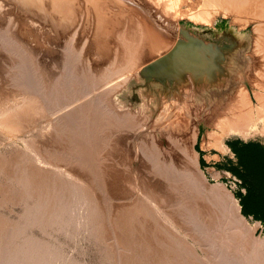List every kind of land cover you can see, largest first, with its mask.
Masks as SVG:
<instances>
[{"label":"rangeland","instance_id":"1","mask_svg":"<svg viewBox=\"0 0 264 264\" xmlns=\"http://www.w3.org/2000/svg\"><path fill=\"white\" fill-rule=\"evenodd\" d=\"M59 1L60 0H57L54 1L56 3L52 2L53 4L52 3L47 4L48 6L51 5L50 7H52V5L56 6L57 9L56 11L57 12L59 11L58 13L55 11L54 7L52 8L47 7V8L51 10L52 15L56 17V19L60 22L63 21L64 23L66 21L68 22V19L71 20V18L73 17L77 21V24L79 21L78 24L79 27L78 26L77 27L80 29L81 32L80 34H82L85 39L86 37H88L87 38L88 41L90 40L89 42H92L91 44L93 46L90 44L91 51L94 50L95 43H98L96 44L98 46L100 45L102 46V44L103 46L105 44L107 45V42L108 44L109 43L118 44L119 43V40H117L119 38L118 34L120 32H123L124 29L121 27L123 22H121V24L115 22L118 21L120 22L123 16L125 17L127 14L131 15V17L134 16V18H132L134 20H136V18L140 16V14H138L139 12L137 11V9H132L133 7H131V4L126 3L124 0L123 1L125 3H123L122 0H121L122 3L120 2L121 4L120 6H122V8L116 6V8L118 9H114V10L113 7L115 6L109 3L110 1L108 2L107 0H99L98 2H100L101 4L100 7L103 8L102 11L104 10L103 11L104 13L101 12L102 18H98L95 15L90 16V14L84 10L83 7H85L84 5L85 0L84 1L61 0L63 1L62 3L60 2L61 6L59 5ZM214 1L213 0H177V2H175L176 4H173L172 8L169 10L168 8H166L168 6L167 4H170V2L174 3V1L172 0L156 1V3L159 5L156 7L157 15L156 14L155 15L157 17V20L159 19L158 23H160L159 24L160 28L162 29L165 26V28H163L162 30L163 32L166 30L164 32V35H166L165 38L169 40L167 41L165 39L166 40L165 44H167V47H165L166 45L164 44V39L160 40L159 38H155L156 40L154 39V41H150L152 39L149 40V38L151 37L148 34H146V31H144V34L146 36L143 35V32L142 35L146 40V41L144 40L146 46L150 47V44H152L149 43L148 45V42H153V45L156 44V49H155L156 51L153 52V54L159 50L163 52L164 56L161 52L158 51V53L154 55V57L157 56L156 60H154V58L152 59L150 58L148 60L149 62L146 61L147 63L145 62L144 68L146 72L148 71V73L144 72L143 75L139 72L138 74L139 77L137 75L136 76L133 75L129 79L126 85L127 86L126 90L123 91L117 98L113 99L112 101L109 100V97H106L107 98V99L105 98L106 100L103 98L104 101L103 100L101 101L102 104L99 105V107L100 110L103 112V115H105L107 118L105 117L104 118L105 120H101L98 123L99 130L98 132H96L99 133V135H101L102 132V135L96 138L95 136L89 137V142L87 143L83 142L82 143L83 145L81 144L80 141H76L77 142L76 145H74L75 141H71L72 139H75L74 136L72 135V132H78L79 131L78 129L81 130L83 129L82 125H80V122H76L75 129H71V127L66 128L65 131H63L62 137L60 138L57 134V132L60 131L59 129L60 127L56 125L55 126L47 125L46 122L37 123L32 127L29 126L30 129L28 130V127L26 128V126L33 125L34 119L31 118V116H27V117L25 116V119L27 118L25 120L23 111H21L22 113L20 112V110L18 111V113L20 112L19 114L21 116H19L17 112H14L11 113L13 114V116L9 113V116L6 117L8 114L6 115L4 112H7L8 110L11 109V107L18 104L17 100L22 99L25 102L26 96L29 95L30 90L32 91L31 93L34 94H38L39 92V95H42L47 100L54 99L57 96L59 97L58 94H60L59 93L60 90L59 89L57 90L56 84L58 83L61 84L63 81H69V79L62 77H58V78L48 77L44 75L41 71V69L45 67L49 68V66L54 63L57 57L56 47L63 43L60 41V38L58 39V36L53 37L51 32L49 33V31H47L46 29L40 30L39 26L36 23L30 24L26 21L24 22L22 19H20L21 16L19 15L15 14L17 17L14 19L16 20L12 19L14 13L8 10L4 4L3 5L0 4V67L3 66L5 69L8 67V65L9 67H12L10 65L16 64L15 63L16 60L13 58H16L17 55L15 54L19 53L20 50L25 52V53L23 52L22 54L25 55L28 54V56H30L31 58L34 56L32 58L33 60L36 58L35 54H37L36 62L32 60V64L34 65V66L32 65V68H34V73H31L29 75L22 74L21 76L15 75L14 77L11 76L10 74L7 75L6 72H4V74L6 75L0 73V116L2 115V117H0L2 120L1 119L0 120L3 121V117H5L7 120V123H5L4 121L3 123L2 122L0 123V215L6 217L7 225H9V227L10 225H14V224L19 225L20 227L22 226L19 230L20 232H15V233L13 232L14 235V236L12 235L13 241L15 242L16 239L19 241V242L16 241L15 243H20L21 241L23 242V239L28 237H29L28 239L31 240L34 238L33 240H35V242L37 241L40 242L41 240L40 243L42 244L44 243L49 250L53 252L57 251L56 255L58 258L55 262L51 264H122L124 259L130 260L131 258L132 261L136 259L133 264L135 263L138 264L140 261H142L141 263L145 262L144 264H150V263L178 264L177 261L175 262L174 257L180 259L186 258L188 262L187 264H196V263L203 264L202 263L203 261L205 264H227V263L237 264L238 262H240V260L242 262L246 259L245 253L247 247H243V246L237 247L231 245L230 241L228 242L226 237L225 240L223 239L224 237L220 236L221 235L220 233H217L216 231H214V229L213 230L210 229V227L208 228V226L210 225H207V227L206 225H204L205 228L208 229V231H206L204 236H199V237L197 234L191 231L192 228H189V224L186 223L182 224L184 227V228L182 227V229L185 231L186 229H188L186 231L187 235L181 232L180 230L178 231L177 225L179 226V224L174 225L173 223L169 222V220L167 219L168 216L170 215L169 212L163 210L162 211L163 214H162L160 213L161 211L160 212L158 211L160 209L156 208L158 207V205L156 204L157 203L156 200H154L155 196L148 197L147 195H145L146 193L143 188L144 182L142 180V176L144 174L146 175V172L150 177L156 176L157 178V175L154 176L153 171H158V170H154L152 168L151 163L156 164L157 162V165H159V171L164 170V168L166 169V166L169 165L168 162H169V157L172 155V153H170L172 150H170L168 146H165L161 142L159 143L160 139H158V135L159 132L163 134L164 133L171 134L172 132L173 134V132L176 131L178 135L177 140H179L178 143L181 146V150H179L178 152L180 154L181 159L185 161V163H187L190 160V158L192 159V154H194L193 150H195L198 153L199 167L205 172V175L207 177V183L220 182V185L217 186L218 188L220 187L221 189L224 190L228 189L226 191L231 192L237 198L235 194L236 186L232 182V178L229 177L228 174L226 173L212 171V169L209 167L212 164L210 162L202 161L200 154L202 151H208V150L212 152H216L218 149L224 151V149H222L221 146L219 145L218 140L220 141L219 138L225 133L227 134L229 129L233 128V126H230L228 124L229 121L231 122L233 119L237 118L236 117L237 110L239 111L241 110L242 113L249 108L248 106H250V108H254L257 107L259 103H264V0H217V2ZM103 3L106 4L105 5L106 7L102 5ZM142 3H144V0H142ZM66 4H68L69 7ZM125 4L128 8L125 6ZM144 4H147V2H145ZM38 5L39 4H36L33 7L34 10H37L36 6ZM108 5H110V7ZM71 6L72 8H70ZM162 6L165 8H163ZM80 9L84 13L83 12L81 13ZM164 9L168 11L166 10L164 11ZM61 10L62 12L60 14ZM135 10H136L135 13L132 12ZM158 10L163 11L159 13L160 16L158 15L159 12ZM70 11L73 13L71 14ZM164 12H166L165 13L166 15H162V13L164 14ZM65 13L68 16L65 17ZM122 13L125 15H123ZM198 14H200L206 20L199 19L197 17ZM110 17L112 18V20ZM222 19L226 20V26L225 27L216 26V24L220 22ZM9 20H12L13 25L15 26H12V29L8 28L6 30L5 27L7 26ZM137 26L138 25H136V27ZM136 27L134 26L132 27V29L134 30V28ZM116 28L117 29L120 28L121 31L119 29L114 30ZM139 29L140 26L138 27V30ZM106 31L110 33H107ZM166 32L168 33V35ZM89 36L91 39L89 38ZM114 37L115 39L117 38L116 41ZM146 37L148 38V40L146 39ZM69 38L70 37H68V39ZM174 38L175 40L173 41ZM66 39L64 40V44L67 43L69 44L70 47H72V49L74 48L73 50L71 49L72 51L76 49V51H74L76 53L77 50L78 51L80 50L79 49L80 45H78L77 43L70 44L71 42L70 39L69 40L67 39L68 41ZM111 39L114 40L113 43L111 42L112 41ZM170 39H172L173 42ZM8 41L12 42L10 43L11 45L9 44ZM59 41L61 42V44ZM99 41L102 42L100 43ZM15 42H17L16 45H14ZM168 44H170L169 48H168ZM5 45L6 46L9 45L10 49L8 46L7 48ZM187 45L190 49H188ZM175 46L176 48H174ZM61 47L63 46L61 45ZM183 47H185L184 48L185 51L186 50L188 51L187 52L188 54L190 53L189 55L185 56L186 59L188 60H185L184 63L186 62L187 64L185 65L187 66L190 65L192 66H190V68L186 66L185 71L187 73L185 72V75L183 77L185 78V82L184 80L183 81L181 80L179 82L177 75H176L177 77L175 76V74L171 76L168 66L174 63H176V65H179V63L181 64L183 63V59H181L180 62L178 57L176 58L170 57L172 53L171 52L172 49L173 51L174 49H176V53H177V50L179 51L182 49L183 51ZM191 48L193 49V51H191L192 50ZM30 50L31 52H28ZM92 55L93 54L91 52V57H94ZM159 55L160 57L161 56L164 57V59L162 57L159 58ZM10 56H12L13 58ZM18 57L16 58L18 59L16 62L17 63L20 62L18 65L22 66L21 67L22 69L25 68L23 66L24 63H22L21 60L19 61ZM10 58L11 60H9ZM158 58L161 61V62L159 61V63L157 61ZM170 59L173 60L168 61ZM150 60H154V61H150ZM150 62H152L151 67H150ZM148 64L149 66H146ZM75 68L77 72L82 71L81 65L79 63H77ZM138 68L136 69V73L137 71L140 70L141 66ZM152 69H154L155 71H153ZM17 77L19 78L18 80H16ZM89 77L90 76L83 78L82 81L78 84L80 91L89 88L90 86L89 82H91V80L89 81L90 79ZM133 77L135 78L137 77L136 79L138 80H136ZM40 78L42 81L40 80ZM23 79H25V81ZM23 81L24 83L21 84V82ZM35 82L38 84H36ZM3 84L6 86H4ZM42 85L46 87L42 88L43 87ZM73 85L77 86L76 82H74ZM53 87L56 88L54 89ZM180 89H182V91ZM72 90L73 91H69L66 93L61 91V93H63L61 95H64V97H68L70 96L69 94H71L72 92H74V90L77 89H74L73 87ZM13 91L15 94H13ZM44 91L45 93H43ZM25 93L28 95L25 96ZM256 96H258V100L255 98ZM242 98L245 101H247L246 100L247 98L250 102L249 101H248L249 103L243 102ZM15 101L17 103H13ZM20 102L21 101H19V103ZM6 105H8L9 108ZM5 106L8 109L5 108ZM129 109L130 111H128ZM242 109H244L245 111H243ZM2 110H6V111L2 112ZM250 112L252 113L253 111ZM15 113L17 114V116ZM127 113H129L130 115H128ZM137 114H139L140 116ZM253 114L254 117L252 116ZM253 114L251 115V117H253L252 121L254 120V118L255 119L257 118L255 113ZM10 116L14 118L11 117L9 121L8 118ZM16 120H18L20 123L17 124L18 121ZM77 120H78L77 117H73V119L69 120V122H75ZM14 121L16 122V124ZM13 122L15 125L21 127L13 126L14 125ZM114 122L116 123V125H114L115 124ZM8 123H10L9 126ZM121 123H124L125 125L123 124L121 125ZM111 124H113L112 126H114L113 130L116 129L114 133L113 132L110 133V129H112ZM3 125L5 127H2ZM161 125L162 126L167 125V127L169 128L167 129L162 128L163 130H160L159 128L161 127ZM116 126L118 127L115 128ZM92 127H95V124ZM11 128L12 130L15 131L13 132ZM170 128H173L174 130ZM18 129L21 131H18ZM9 130L11 133L9 132ZM222 130L224 131L223 133H221ZM212 131L216 133L214 134ZM18 132L20 133L18 134ZM154 135L157 138L150 137ZM136 136H138L139 139L138 137L136 139ZM194 136L195 137L197 136V140L194 143V146L192 147L191 144L194 141L195 138ZM53 137L56 140L53 139ZM126 139H130V141L129 140L126 141ZM216 142H218V147ZM144 143L145 144L148 143V144L145 145ZM72 145L74 146V148H76L75 149L76 150L75 152H77L76 154L75 152L73 151L71 152L70 150V147ZM152 147H154L153 150ZM33 149L37 154L33 152ZM160 149H162V151ZM158 150L161 151L162 154H164L165 161L158 158V156L156 155ZM150 151L151 152L156 151V153L153 154L154 156L151 159V163L149 162L150 164L148 163L146 164L147 162L146 159H148L147 156L149 157ZM169 153L171 155H169ZM184 155L187 158H185ZM34 159L36 160V162H34L35 161ZM40 159H42L43 161ZM143 160L146 162H144ZM166 160H168V162ZM54 164L56 166H54ZM67 164H69L70 166L68 165L69 166L68 167ZM82 164L89 166V168L87 166L81 168L79 165ZM160 164L162 165L160 166ZM64 165H66L65 168H67V170H69V168L70 169L72 168V170H74L70 172L74 173L75 175L77 174L78 176L77 180L73 176H71V178L69 177L70 178L69 180H66L65 178L66 175H64L65 171H63L64 169H62L64 168ZM147 165L150 167L147 168ZM187 166L190 170L194 171V167L191 166L190 162L187 163ZM168 167L171 166L169 165ZM24 168L27 170H25ZM21 170L22 171L24 170L23 171L24 173L25 172L28 173L29 179L31 178V180H36V178H38L36 177V175L40 173L46 174L47 172V174H50V179L48 181L49 182L48 184L50 186L49 188L51 189V191L52 190L54 191V185L60 184L58 188L61 187L63 188L65 186L62 193L64 195L63 202H61L62 204L64 203L63 205L65 208L62 211L63 213L65 211L64 213L66 215V216L64 215L65 217L62 214L61 216L62 219L60 217L57 223H51V224L48 223L49 225L46 226L40 225L37 222H35L36 219V216H34L36 212L35 207L39 205V202H41L39 195L36 193L30 196L26 195L25 198L23 197V199L21 197V194L16 195L15 193V200L10 202L8 200L5 201L6 198V195L4 196L5 190L8 189L9 187H12L11 183L12 180H14L13 178H18V175L20 176V173H22ZM9 179L12 180L10 181ZM51 183L54 184L52 188H51L52 186ZM72 186L74 188L73 190H72ZM57 190L58 189H56L55 193L58 194ZM65 190L66 192H64ZM72 193L74 196L72 195ZM86 194L89 196H87ZM31 196L33 198L29 200ZM91 200L94 203V205L92 204L91 206L92 209L96 208L93 211V213L89 211L91 207L89 209L87 208L90 203L89 201ZM21 201L22 203H20ZM158 204H160V202ZM161 206H159V208ZM55 208L54 210H56ZM142 208H146L150 213H146L145 211L144 213L140 211L139 209L142 210ZM29 211L31 214H29ZM171 212L174 213V209H171L170 213ZM25 216L26 217L29 216V218L28 217L26 218ZM130 216H131V220L133 218L132 223H130L131 227L126 228L121 223L122 220L124 221V219H128ZM245 217L250 222H256V220L252 219L251 217L248 216ZM164 218H166L168 222ZM90 219L93 221H91ZM142 219H143V224H142ZM32 221L37 225L33 224ZM165 224H167V226ZM95 227L98 228L96 229ZM235 227L236 229H238L237 231H240V229L243 228L239 225V223H237V226ZM246 228L248 229V227ZM249 230H251L250 232L248 231L249 239H252L251 237L254 238L255 235L259 236V237L257 236L258 237L257 240L253 239L254 243L252 242V245L254 244L253 246L256 247L254 248V250L258 254L259 259L260 260L262 259L264 261V230H262V225L260 224L255 231H253L254 229H249ZM123 237L124 239L126 238V240H128L131 244L134 242L135 243V244L133 243L134 247L135 246L136 247L134 248L133 245H131L132 247H130V249L126 248V246L123 245L124 244L123 241L124 239H122ZM37 238H39L40 240L39 239L37 240ZM175 239H177V241L179 240L178 242H180V245L182 244L181 246H178V248H176L173 245V240ZM109 245L112 247L110 248ZM50 247L51 248L53 247L54 250H52ZM145 248L147 249V251H145L146 250ZM143 250L144 252H142ZM168 250L171 251L167 252ZM186 250L189 251L191 254L187 256L185 253ZM128 251L129 253L126 254V252ZM58 254H60V256ZM16 255L18 256V253H15V256L13 255V258L15 259L13 260L15 261L16 264H21L19 262L17 263L18 257ZM165 255L168 258H166ZM146 258L147 260H145ZM31 262L32 263L30 264H39V261L37 263L36 261H31Z\"/></svg>","mask_w":264,"mask_h":264},{"label":"bare ground","instance_id":"2","mask_svg":"<svg viewBox=\"0 0 264 264\" xmlns=\"http://www.w3.org/2000/svg\"><path fill=\"white\" fill-rule=\"evenodd\" d=\"M54 1H57V0H0V4H4L8 10H10L13 14V17L12 19L16 18L17 16L16 15H19L21 16L20 19H22L24 22H28L30 24H37L39 26V29L40 30H44L46 29L47 31H49V33L51 32L52 36H58V39L60 38V41L63 42L60 44L63 46L61 47V45H58L56 47V51H57V57L54 61L53 64H51L48 67H45L43 69H41L42 73L48 77H53V78H58V77H62V78H68L69 81H63L61 84H56V87H57V90L59 89L60 90V94L59 97H55L54 99H46L45 97H43L42 95H39V92L38 94H34V93H31L32 91L30 90V93L29 95L25 93V96H26V99H25V102L21 99V100H17L18 101V104L14 105L13 107L11 102V109L8 110L7 112H4L6 111L8 108L5 106V108H7L6 110H2V112H4L8 117L9 116V113H14V112H17L20 110L23 111V115H24V119H25V116H31V118L34 119V123L33 125H27L26 128L28 127V130L30 129V127L36 125L37 123H41V122H46L47 125H56V126H59L60 128V131L57 132L58 136L61 138L62 135H63V131H65L66 128L68 127H71V129H75V126H76V122H80V125H82V130L81 129H78L79 131L78 132H72V135L74 136L75 139H72L71 141H75V144H77L76 141H80L81 144L83 142L87 143L89 142V137H93L95 136L98 137V136H101L102 135V132H101V135H99V133H96L98 132L99 128H98V123L101 121V120H105L104 118L106 117L105 115H103V112L100 110V107L99 105H101V101L106 98V97H109V100H113L115 98H117L123 91L126 90L127 88V83L129 81V79L133 76V75H137L139 74V72L141 74H143L144 72H146L145 68H144V65H145V62L148 61L150 58H154V60L157 59V56L154 57V55H156V53H158V51L156 53L153 54V52H155L156 50V44L153 45V42H148V45L149 43H152L150 44V47L146 46L145 42H144V37L143 35L144 34V31H146V34H148L152 39L150 41H154L155 38H159L160 40L164 39V44H165V41L167 40L165 38L166 35H164V31L163 32V28H165V26L161 29L160 28V23H158V20H157V10H156V7L159 5L156 3L157 0H144V3L147 2V4H144L142 3V0H124L126 3L128 4H131V7H133L132 9H137V11L139 12L138 14H140V16L138 18H136V20L132 19L134 18L131 17V15H126L125 17L123 15V18L122 20L119 22H115V23H119L121 24V22H123V24L121 25V27L125 30H123V32H120L118 35V39L119 40V43L118 44H115L113 43L114 40L113 37H112V43L115 44H108L107 42V45L105 44L103 46L100 45H96L98 43H95V48L93 51H91V48H90V44L92 42H89L88 41V37H86V39L83 37L82 34H80V29L78 28L79 27V21H78V24H77V21L75 20V18H71V20L68 19V22L66 21L64 23L63 22H60L56 19V17H54L52 15V12L51 10H49V8H52L54 7L55 11L57 10L56 9V6H53L50 7L51 5H47L48 3H56ZM67 1V0H66ZM65 1V3H66ZM75 1V0H74ZM78 1V0H77ZM84 1V0H83ZM99 0H85V7L84 10L86 12H88L90 14V16H93L95 15L96 17L98 18H102V15H101V12L102 11V7H100V2H98ZM109 3H111L112 5H114L115 7H113V10L114 9H118L116 8V6H119V8L122 6H120V2L121 0H107ZM106 1V2H107ZM123 0L122 2L125 3ZM171 1V0H170ZM174 1L173 2H170V4H167L168 6L166 8L171 9L172 8V5L173 4H176L175 2H177V0H172ZM214 1V0H213ZM217 2V0H215ZM214 1V2H215ZM60 2L62 3L63 1H59V5H60ZM70 2V1H68ZM103 2V1H102ZM119 2V4H118ZM121 2V3H122ZM52 3V4H53ZM82 3V1H81ZM169 3V2H168ZM36 4H39L38 6H36L37 10H34V6ZM41 4V5H40ZM76 4V3H74ZM217 4V3H216ZM1 5V6H2ZM47 5V6H46ZM64 5V4H63ZM68 5V4H66ZM102 5H106L105 3H103ZM111 5V6H112ZM123 5V4H122ZM4 6V7H5ZM61 6V5H60ZM74 6V5H73ZM79 6V5H78ZM110 7V5H108ZM126 6V4H125ZM124 6V7H125ZM49 7V8H47ZM69 7V5H68ZM106 7V6H105ZM107 7V8H109ZM127 7V6H126ZM130 7V5H129ZM163 7V6H162ZM59 8V7H58ZM65 8V6H64ZM72 8V6L70 7ZM128 8V7H127ZM126 8V9H127ZM165 8V7H163ZM82 9V7H81ZM80 9V10H81ZM131 9V8H130ZM161 9V8H160ZM63 10V9H62ZM62 10L60 11V14L62 12ZM110 10V9H109ZM124 10V8H123ZM128 10V9H127ZM166 9H164L165 11ZM166 10V11H168ZM54 11V12H55ZM65 11V10H64ZM72 11V10H71ZM70 13L72 14L73 12ZM116 11H119V10H116ZM131 11V10H130ZM158 15L160 12H163L162 10H158ZM57 12V11H56ZM59 12V11H58ZM57 12V13H58ZM78 12V11H77ZM83 11L81 10V13ZM123 12V11H122ZM127 12V11H126ZM125 12V13H126ZM129 12V11H128ZM132 12H136L135 11H132ZM176 12V10H175ZM84 13V12H83ZM104 13V12H103ZM102 13V14H103ZM110 13V12H109ZM114 13V12H113ZM166 12H164V14L162 13V15H166L165 14ZM168 13V12H167ZM16 14V15H15ZM76 14V13H75ZM79 14V13H78ZM112 14V13H111ZM121 14V13H120ZM130 14V13H129ZM137 14V13H136ZM156 14V15H155ZM175 14V13H174ZM161 15V16H162ZM171 15V14H170ZM173 15V13H172ZM176 15V14H175ZM62 16V15H61ZM68 16L66 15L65 13V17ZM79 16V15H78ZM77 16V17H78ZM160 16V15H159ZM194 16V15H193ZM201 15L198 14L197 17L199 19H203V20H206L204 19L202 16L200 17ZM80 17V16H79ZM121 17V16H120ZM173 17V16H171ZM170 17V18H171ZM196 17V18H197ZM92 18V17H91ZM94 18V17H93ZM109 18V17H108ZM111 18V17H110ZM159 18V17H158ZM18 19V18H17ZM79 19V18H78ZM77 19V20H78ZM117 19V18H116ZM166 19V18H165ZM16 20V19H14ZM13 20V21H14ZM101 20V19H100ZM107 20V19H106ZM112 20V18H111ZM110 20V21H111ZM120 20V19H119ZM134 20V21H133ZM71 21V22H70ZM169 21V20H168ZM98 22V21H97ZM113 22V21H112ZM15 23V22H14ZM173 23V22H172ZM29 24V25H30ZM98 24V23H97ZM96 24V25H97ZM109 24V23H108ZM112 24V23H111ZM6 25V24H4ZM102 25V24H101ZM116 25V24H115ZM114 25V26H115ZM118 25V24H117ZM136 25H138L136 27ZM12 26H15L13 25V22L12 20H9L8 23H7V26L5 27V29L7 30L8 28H11L12 29ZM31 26V25H30ZM78 26V27H77ZM109 26V25H108ZM107 26V27H108ZM111 26V25H110ZM119 26V25H118ZM136 27L134 28V30L132 29V27ZM140 26V29L138 30V27ZM103 27V26H102ZM113 28V27H112ZM115 28V27H114ZM120 30V28H118ZM117 28L114 29V30H118ZM110 30V29H109ZM112 31V30H111ZM121 31V30H120ZM7 32V31H6ZM11 32H14V31H11ZM88 32V31H86ZM93 32V31H91ZM107 32V31H106ZM105 32V33H106ZM142 32H143V35H142ZM9 33V32H8ZM18 33V31H17ZM103 33V32H102ZM107 33H110V32H107ZM115 33H118V32H115ZM167 33V32H166ZM14 34V33H13ZM68 34V36H67ZM95 34V33H94ZM101 34V33H100ZM17 35V34H16ZM111 35V34H110ZM113 35V34H112ZM168 35V33H167ZM3 36V34H2ZM6 36V35H5ZM22 36V35H21ZM20 36V37H21ZM100 36V35H98ZM109 36V34H108ZM115 36V35H114ZM146 36V35H145ZM16 37V36H15ZM52 37V38H53ZM55 37V38H56ZM68 37H70V44L71 43H77L78 45H80L79 47V51L77 50V52L75 53L74 51H76V49L74 51H72V47L69 46V44L65 43L64 44V40ZM97 37V36H96ZM105 37V36H104ZM117 37V35H116ZM54 38V39H55ZM90 38V36H89ZM99 38V37H98ZM9 39V38H8ZM66 39V40H67ZM68 39V40H69ZM91 39V38H90ZM93 39V37H92ZM96 39V38H95ZM115 39V37H114ZM115 39V41H116ZM146 39L148 40V38L146 37ZM158 39V40H159ZM166 39V40H165ZM7 40V39H5ZM18 40V38H17ZM67 40V41H68ZM100 40V39H99ZM156 40V39H155ZM172 41V39H170ZM175 40V38L173 39V41ZM10 41H11V38H10ZM13 41V40H12ZM22 41V40H21ZM92 41V40H91ZM98 41V39H97ZM107 41V40H106ZM146 41V40H145ZM169 41V40H167ZM170 41V42H171ZM172 41V42H173ZM9 42V41H8ZM7 42V43H8ZM100 42V41H99ZM102 42V41H101ZM100 42V43H101ZM171 42V43H172ZM12 43V42H9V44ZM14 43V42H13ZM17 42H15L14 45H16ZM99 43V44H100ZM147 43V42H146ZM161 43V42H160ZM168 43V42H167ZM6 44V43H5ZM20 44V43H19ZM26 44V43H25ZM64 44V45H63ZM182 44V43H181ZM11 45V44H10ZM18 45V44H17ZM92 45V44H91ZM159 45V44H158ZM167 47V44H165ZM174 45V44H172ZM171 45V46H172ZM6 46V45H5ZM4 46V47H5ZM9 47V45H7ZM6 46V47H7ZM30 46V45H29ZM77 46V45H75ZM93 46V45H92ZM160 46V45H159ZM158 46V47H159ZM170 44H168V48H169ZM7 47V48H8ZM20 47V46H19ZM18 47V49H19ZM157 47V48H158ZM161 47V46H160ZM188 47V45H187ZM192 47V46H191ZM176 48V46L174 47ZM179 48V47H178ZM185 47H183V51L182 49L181 50H177V53H176V49H172V54L171 53V58H176L178 57L180 62H181V59H183V63H179V65H176V63L174 64H171L168 66V69L170 71V74L171 76L175 74V76L177 75L178 76V81L180 82L181 80L185 82V78L184 75H185V68L187 65L186 62L184 63L185 60H188L186 59L185 56L189 55L187 52V50L185 51L184 49ZM10 49V47H9ZM30 49V48H29ZM72 49V50H71ZM180 49V48H179ZM187 49V48H186ZM188 49H190L188 47ZM192 49V48H191ZM7 50V49H6ZM14 50V49H13ZM12 50V51H13ZM161 50V49H160ZM166 50V49H165ZM164 50V51H165ZM4 51V50H3ZM11 51V52H12ZM167 51V50H166ZM190 51V50H189ZM193 51V49L191 50ZM10 52V51H9ZM24 51H19V53L15 54L17 55L16 58L18 57L19 58V61L21 60L22 63H24V67L25 68H21L22 66L18 65L19 63H17L16 61L18 59L16 58H13L15 59V63L14 65H10L12 67H6L8 68H5L3 66L0 67V73L3 74V75H6L4 74V72L8 74H10L11 76H17V75H22V74H25V75H29L31 73H34V68H32V58L34 57H30L28 56V54H22ZM28 52H31L28 51ZM79 52V53H78ZM91 52H92V56L94 57H91ZM161 52V51H159ZM168 52V51H167ZM25 53V52H24ZM163 54V52H161ZM192 53V52H191ZM160 54V53H159ZM161 54V55H162ZM31 55V53H30ZM36 55V58L33 60L36 62L37 60V54ZM78 55V57H77ZM158 55V54H157ZM170 55V53H169ZM23 56V57H22ZM164 56V54H163ZM191 56V55H190ZM15 57V56H14ZM21 57V59H20ZM162 57V56H161ZM160 55H159V58H161ZM169 57V56H168ZM167 57V58H168ZM158 58V63L160 61V59ZM164 59V57H162ZM11 60V58L9 59ZM154 60H150V61H154ZM173 59H170L168 61H171ZM177 60V59H176ZM194 60V59H193ZM163 61V60H162ZM10 62V61H9ZM39 62V61H38ZM149 62V61H148ZM161 62V61H160ZM77 63H79L81 65V69L82 71H79L77 72L76 71V68L75 66L77 65ZM147 63V62H146ZM156 63V62H155ZM177 63V64H178ZM12 64V63H11ZM37 64V63H35ZM151 64L152 62H150V67H151ZM163 64V62H162ZM168 64V63H167ZM196 64V63H195ZM198 64V63H197ZM22 65V64H21ZM159 65V64H158ZM157 65V66H158ZM161 65V64H160ZM34 66V65H33ZM140 70L137 71L136 73V69L138 67H140ZM146 66H149L146 65ZM145 66V67H146ZM167 66V65H166ZM192 66V65H190ZM190 66H187L190 68ZM198 66V65H196ZM74 67V68H73ZM79 67V66H78ZM149 67V68H150ZM193 67H194V64H193ZM200 67V65H199ZM36 68V67H35ZM148 68V67H147ZM155 68V67H154ZM139 69V68H138ZM165 69V68H164ZM197 69V68H196ZM78 70V69H77ZM80 70V69H79ZM145 70V71H144ZM153 71H155L154 69H152ZM152 71V72H153ZM188 71V69H187ZM8 72H11V73H8ZM148 73V71L146 72ZM187 73V72H186ZM37 75V74H36ZM35 75V76H36ZM144 75V74H143ZM87 76H90L88 79L89 81L91 80L90 83V86L88 89H83V91H80L79 89V86L78 84L82 81L83 78L87 77ZM170 76V77H171ZM176 76V77H177ZM139 77V76H138ZM147 77V76H146ZM168 77V76H167ZM135 78V77H133ZM137 78V77H136ZM135 78V79H136ZM182 78V79H181ZM19 78L17 77L16 80H18ZM29 79V78H28ZM71 79V80H70ZM97 79V80H96ZM25 81V79H23ZM37 80V79H36ZM39 80V79H38ZM41 80V78H40ZM39 80V81H40ZM66 80V79H65ZM138 80V79H136ZM14 81V80H12ZM21 82L22 83H24ZM42 81V80H41ZM49 81V80H48ZM47 81V83H48ZM28 82V81H26ZM76 82L77 86H74L73 83ZM84 82V81H83ZM135 82V81H134ZM18 83V82H17ZM36 83V82H35ZM87 83V81H86ZM38 84V83H36ZM46 84V82H45ZM53 84V83H52ZM4 85V84H3ZM12 85V84H11ZM82 85V84H81ZM86 85V84H85ZM6 86V85H4ZM24 86V85H23ZM27 86V85H26ZM25 86V87H26ZM36 86V85H35ZM34 86V87H35ZM39 86V85H38ZM43 86V85H42ZM88 86V85H87ZM37 87V86H36ZM46 86H43L42 88H45ZM56 87H53L54 89ZM77 89V90H74V92H72L71 94H69L70 96L68 97H64V95H61L64 92H69V91H73L72 89ZM2 88V87H1ZM5 88V87H4ZM17 88H18V85H17ZM20 88V87H19ZM41 88V87H40ZM51 88V87H49ZM52 88V89H53ZM16 89V87H15ZM14 90V89H13ZM49 90V89H47ZM182 91V89H180ZM190 90V89H189ZM17 91V90H15ZM27 91V89H26ZM56 91V90H55ZM12 93V92H11ZM41 93V92H40ZM45 93V91L43 92ZM13 94L14 91H13ZM21 94V92H20ZM19 94V95H20ZM51 94V93H50ZM54 94V93H53ZM52 94V95H53ZM186 94V93H184ZM18 95V97H19ZM48 95V94H47ZM24 96V95H22ZM49 97V96H48ZM54 97V96H53ZM248 97V96H247ZM6 98V97H5ZM14 98V97H13ZM17 98V97H16ZM21 98V97H20ZM25 98V97H24ZM104 98V99H103ZM145 98V97H144ZM179 98V97H178ZM187 98V97H186ZM257 100H258V96L255 97ZM9 99V98H7ZM107 99V98H106ZM105 99V100H106ZM13 100V99H12ZM243 102H246V103H249L250 101L246 98L247 101H245L243 98H242ZM14 101V100H13ZM19 101H21L19 103ZM116 101V100H115ZM184 101V99H183ZM249 101V102H248ZM7 102V101H6ZM186 102V101H185ZM259 102V101H258ZM262 102V100H261ZM13 103H17L16 101L13 102ZM193 103V102H192ZM185 104V103H184ZM191 104V103H190ZM257 104V103H256ZM245 105V104H244ZM250 105V104H249ZM167 106V105H166ZM165 106V107H166ZM250 108V106H248ZM145 108V107H144ZM247 109L245 108L242 109L243 111L245 112H242L241 113V110H237V118L236 119H233L231 122L229 121V124L230 126H233V128H230L228 133L222 135L219 139L220 141L218 140L219 142V145L221 146L222 149L226 150V147L224 145V139L225 138H229V137H237V136H240L242 138H261V139H264V103H259L257 105V107H254V108H250V109ZM17 110V111H15ZM130 111V109L128 110ZM127 111V112H128ZM159 111V110H158ZM250 111H253L252 113ZM1 112V113H2ZM19 112V113H20ZM187 112V111H186ZM18 113V114H19ZM22 113V112H21ZM131 113V112H130ZM185 113V112H184ZM256 115V119L254 118V120L252 121V118L254 117V114ZM16 114V113H15ZM126 114V113H125ZM128 115H130L129 113H127ZM134 114V113H133ZM141 114V113H140ZM186 114V113H185ZM250 114V115H249ZM253 114V115H252ZM13 116V114H11ZM22 115V116H23ZM123 115V114H122ZM127 115V116H128ZM139 115V114H137ZM160 115V114H159ZM168 115V114H167ZM251 115L253 117H251ZM5 116V115H4ZM10 116L8 118V120L12 117ZM17 116V114H16ZM15 116V117H16ZM19 116H21L19 114ZM124 116V115H123ZM140 116V115H139ZM142 116V115H141ZM224 116V115H223ZM234 116V115H233ZM2 117V115L0 116ZM73 117H77L78 120L75 121V122H69V120L73 119ZM163 117V116H162ZM176 117H177V114H176ZM232 117V116H231ZM14 118V117H12ZM17 118V117H16ZM15 118V119H16ZM21 118V117H20ZM30 118V117H29ZM107 118V117H106ZM154 118V117H153ZM225 118V117H224ZM1 119V118H0ZM19 119V118H18ZM27 119V118H26ZM25 119V120H26ZM188 119V118H187ZM2 120V119H1ZM0 120V123L3 121L5 123H7V120L5 117H3V121ZM167 120V119H166ZM10 121V120H9ZM8 121V122H9ZM13 121V120H12ZM18 121V120H16ZM23 121V120H22ZM29 121V120H28ZM218 121V120H217ZM221 121V120H220ZM15 122V121H14ZM13 122V124H14ZM25 122V121H24ZM31 122V121H30ZM131 122V121H130ZM142 122V121H141ZM162 122V121H161ZM170 122V121H169ZM20 123L19 121L17 122V124ZM74 123V124H73ZM111 123V122H110ZM115 123V122H114ZM126 123V122H125ZM135 123V122H134ZM153 123V122H152ZM12 124V125H13ZM16 124V122H15ZM13 125V126H18V125ZM29 124H32V123H29ZM95 124V127H92L93 125ZM125 125L124 123H121V125ZM132 124V123H131ZM172 124V123H171ZM220 124V123H219ZM257 124V125H255ZM10 125V123H8V126ZM11 125V127H12ZM86 125V126H85ZM109 125V124H108ZM113 124H111V128L110 129V133L113 132L116 130H113L114 126H112ZM116 125V123L114 124ZM117 125H120V124H117ZM218 125V124H217ZM255 125V126H254ZM129 126V125H128ZM2 127H5L4 125ZM18 127H21V126H18ZM78 127V126H77ZM118 126H116L115 128H117ZM23 128V127H22ZM25 128V129H26ZM43 128V127H42ZM62 128V129H61ZM110 128V127H109ZM162 128H169L167 127V125H161V127L159 128L160 130H163ZM217 128V127H216ZM7 129V128H6ZM14 129V128H13ZM24 129V131H25ZM77 129V128H76ZM150 129V128H149ZM170 129H173V128H170ZM227 129V128H226ZM224 129V130H226ZM5 130V129H4ZM12 130V128H11ZM17 130V129H16ZM32 130V129H31ZM62 130V131H61ZM113 130V131H112ZM151 130V129H150ZM149 130V131H150ZM156 130V129H155ZM174 130V129H173ZM13 132L15 130H12ZM18 131H21L18 129ZM67 131V130H66ZM102 131V130H101ZM215 131V130H214ZM5 132V131H4ZM10 132V130H9ZM71 132V131H70ZM155 132V131H154ZM170 132V131H169ZM176 132V131H175ZM171 132V134H163V133H160L159 132V135H158V139H160L159 143L161 142L162 144H164L165 146H168L170 148V150H172L170 153H172V155L169 153V155H171L169 157V162L168 160H166L168 162V164L171 166V167H168L169 165L166 166V169L164 168V170H160L159 171V165H157V162L156 164H152L151 163V159L153 158V154L156 153V151H150V155L149 157L147 156L148 159L146 164H150L152 165V168L154 170H158V171H153L154 173V176L157 175V178L156 176L155 177H150L147 172H146V175L144 174L142 176V180L144 182V190H145V195H147L148 197L149 196H155L154 197V200H156V204L158 205V210L160 213H162V211L166 210V212L168 211L169 212V216H168V220L169 222L173 223L174 225H177L179 224V226L177 225V228H178V231L180 230L181 232H183L184 234L187 235V230H183L182 227H183V223H186V224H189V228H192V232H194L195 234L199 236H204L206 231H208L207 228H205L204 225H210L208 226V228L210 227V229H214V231H216L217 233H220L221 237H224L223 239H226L228 240V242L230 241V244L233 245V246H243V247H247V250H246V259L244 261L241 262H238L240 264H264V261L261 259H259L258 257V254L256 253V251L254 250V247L252 245V242L254 243V240L259 237L258 235H255L254 238L251 237L252 239H249L248 237V231L250 232L251 230L249 229H254L253 231H255L257 229V227L260 225L259 221H256V222H250L242 213H241V207H240V204H239V201L238 199L231 193V192H227L226 190L224 189H221L220 187L218 188L217 186L220 185V182H215V183H207V177L205 175V172L199 167V160H198V153L193 150L194 154H192V159L190 158V160L188 162L191 163V166L194 167V171L193 170H190L187 166V163H185V161H183L180 157V154L178 153L179 150H181V146L180 144L178 143L179 140H177L178 138V135H177V132L175 133ZM213 132V131H212ZM224 131L222 130L221 133H223ZM11 133V132H10ZM20 132H18L19 134ZM25 133V132H24ZM36 133V132H35ZM116 133V132H115ZM118 133V131H117ZM129 133V132H128ZM141 133V132H140ZM148 133V132H147ZM150 133V132H149ZM152 133V131H151ZM158 133V132H157ZM180 133V132H179ZM208 133V132H207ZM214 133V132H213ZM216 133V132H215ZM214 133V134H215ZM218 133V132H217ZM7 134V133H5ZM32 134V133H31ZM34 134V133H33ZM108 134V133H107ZM195 134V133H194ZM209 134V133H208ZM213 134V135H214ZM21 135V134H20ZM177 135V136H176ZM186 135V134H185ZM212 135V134H211ZM210 135V136H211ZM218 135V134H216ZM54 136V135H53ZM141 136V135H140ZM176 136V137H175ZM24 137V136H23ZM64 137V136H63ZM116 137V136H115ZM122 137V136H121ZM130 137V136H129ZM127 137V138H129ZM138 136H136V139H137ZM150 137H155L154 136H150ZM195 137V136H194ZM157 138V137H155ZM182 138V137H181ZM180 138V139H181ZM53 139H55L53 137ZM65 139V138H63ZM122 139V138H121ZM131 139V138H130ZM130 139H126L130 141ZM139 139V137H138ZM144 139V138H143ZM56 140V139H55ZM69 140V139H68ZM197 140V136L194 138V141L192 142V147L194 146V143L196 142ZM66 141V140H65ZM154 141V140H153ZM215 141V139H214ZM64 142V141H63ZM115 142V141H114ZM146 142V141H144ZM212 142V141H211ZM218 142L217 143V147H218ZM50 143V142H49ZM59 143V142H58ZM136 143V141H135ZM141 143V142H140ZM157 143V142H155ZM69 144V142H68ZM130 144V143H129ZM145 144V143H144ZM148 144V143H146ZM145 144V145H146ZM182 144V142H181ZM78 145H79V142H78ZM83 145V144H82ZM158 145V144H157ZM212 145V144H211ZM139 146V145H138ZM208 146V145H207ZM210 146V145H209ZM214 146V145H213ZM61 147V145H60ZM110 147V146H109ZM145 147V146H144ZM149 147V146H148ZM160 147V146H159ZM164 147V146H163ZM216 147V148H217ZM69 148V147H68ZM67 148V149H68ZM78 148H81V147H78ZM157 148V146H156ZM220 148V147H219ZM32 149V148H31ZM76 148H74V146L72 145L70 147V150L71 152H75ZM138 149V148H137ZM136 149V151H137ZM141 149V148H140ZM154 149V147H152V150ZM192 149V148H191ZM228 149V148H227ZM30 150V149H29ZM52 150V149H51ZM69 150V149H68ZM69 150V151H70ZM115 150V149H114ZM129 150V149H128ZM151 150V149H150ZM162 151V149H160ZM41 151V150H40ZM98 151V150H97ZM144 151V149H143ZM161 151L158 150V152L156 153V155L158 156V158L162 159L165 161V157H164V154L161 153ZM164 151V150H163ZM33 152L34 149H33ZM230 152V151H229ZM36 153V152H35ZM34 153V154H35ZM63 153V152H62ZM77 152H75L76 154ZM90 153V152H89ZM146 153V152H144ZM183 153V152H182ZM189 153V152H188ZM24 154V153H23ZM27 154V153H26ZM37 154V153H36ZM79 154V153H78ZM130 154V153H129ZM83 155V154H82ZM146 155V154H145ZM144 155V156H145ZM186 155V153H185ZM184 155V157H185ZM72 156V155H71ZM77 156V155H76ZM91 156V155H90ZM139 156V155H138ZM137 156V157H138ZM141 156V155H140ZM27 157V156H26ZM34 157V156H33ZM136 157V156H135ZM44 158V156H43ZM63 158V157H62ZM73 158V157H72ZM79 158V156H78ZM133 158V157H132ZM140 158V157H139ZM143 158V157H142ZM187 158V157H185ZM127 159V158H126ZM159 159V160H160ZM168 159V158H167ZM189 159V158H188ZM22 160V159H21ZM35 160V159H34ZM42 160V159H40ZM47 160V159H46ZM63 160V159H62ZM74 160V159H73ZM98 160V159H97ZM141 160V159H140ZM8 161V160H7ZM43 161V160H42ZM66 161V160H65ZM25 162V160H24ZM27 162V161H26ZM36 162V160L34 161ZM79 162V161H78ZM128 162V161H127ZM150 162V163H149ZM11 163V162H10ZM63 163V162H62ZM65 163V162H64ZM93 163V162H92ZM143 163V162H142ZM80 164V163H79ZM3 165V164H2ZM8 165V164H7ZM35 165V164H34ZM69 164H67L68 166ZM126 165V164H125ZM162 164H160L161 166ZM32 166V165H31ZM54 166H56L54 164ZM70 166V165H69ZM68 166V167H69ZM81 168L82 167H86L87 165H79ZM95 166V165H94ZM165 166V165H164ZM190 166V167H191ZM2 167V166H1ZM6 167V166H5ZM18 167V166H17ZM28 167V165H27ZM66 165H64V169L63 171L64 172V175L66 180H69L71 178V176H73L76 180L78 179V176L77 174L75 175L74 173H71L70 171H74L72 170V168L69 170H67V168H65ZM89 168V166H87ZM150 166L147 165V168H149ZM163 167V166H162ZM168 167V169H167ZM7 168V167H6ZM23 168V167H22ZM20 168V169H22ZM144 168V167H143ZM16 169V167H15ZM25 169V168H24ZM32 169V168H31ZM4 170V169H3ZM10 170V169H9ZM27 170V169H25ZM36 170V168H35ZM39 170V169H38ZM95 170V169H94ZM146 170V169H145ZM18 171V170H17ZM24 171V170H23ZM22 170L20 173V176L18 175V178H13L14 180H12V187H9L8 189L5 190L4 192V196L6 195V198H5V201H13L15 200V193L16 195H20L21 194V197L23 199V197L25 198V196H30L34 193L38 194L39 195V198H40V201L39 202V205H37L35 207V215L36 216V219H35V222H37L38 224L40 225H49L48 223H57V221H59L60 217L65 215V211L63 213L62 210H64V203L62 204L61 202H63V197L64 195L62 194L63 193V190H64V187L62 188H58L59 185H54L52 184L51 188L53 187L54 185V191L49 188V179H50V174H46L45 173H40V174H37L36 177V180H31V178L29 179V175L28 173H24ZM62 171V170H61ZM60 171V172H61ZM69 171V172H68ZM89 171V170H88ZM92 171V170H90ZM129 171V170H128ZM132 171V170H131ZM34 172V171H33ZM94 172V171H93ZM159 172V173H158ZM16 173V172H15ZM142 173V172H141ZM145 173V172H144ZM152 173V174H153ZM54 174V173H53ZM139 174V173H138ZM75 175V176H74ZM97 175V174H96ZM35 176V174H34ZM70 177V178H69ZM34 178V177H33ZM60 179V178H58ZM10 180V179H9ZM10 180V181H11ZM62 180V179H61ZM81 180V179H80ZM141 180V179H140ZM16 181V182H15ZM56 181V180H55ZM53 182V181H52ZM67 182V181H65ZM9 183V182H8ZM56 183V182H54ZM79 183V182H78ZM127 183V182H126ZM68 184V183H67ZM134 184V183H133ZM222 184V183H221ZM91 185V184H90ZM74 186V185H73ZM72 186V190L74 189ZM141 186V184H140ZM71 187V186H70ZM225 187V186H224ZM67 188V187H66ZM77 188H78V185H77ZM223 188V187H222ZM56 189L58 194L55 193L56 192ZM81 189V187H80ZM3 190V189H2ZM224 190V191H223ZM71 191V190H70ZM141 191V190H140ZM54 192V193H53ZM66 192V190L64 191ZM73 192V191H72ZM143 192V191H142ZM78 193V192H77ZM71 194V193H70ZM75 194V192H74ZM83 194V193H82ZM90 194V193H89ZM37 195V196H38ZM67 195V194H66ZM73 195V193H72ZM87 195V194H86ZM74 196V195H73ZM89 196V195H87ZM93 196V195H91ZM50 197V199H49ZM31 198H33L32 196L29 198V200H31ZM37 198V199H39ZM52 198V199H51ZM68 198V197H67ZM36 199V200H37ZM71 199V197H70ZM93 199V198H92ZM153 199V198H152ZM27 200V201H29ZM77 200V199H76ZM151 200V199H150ZM66 201V199H65ZM88 201V200H86ZM78 202V201H77ZM82 202V201H81ZM90 202V203H89ZM89 205H88V209L92 206V204L94 205L93 201H89ZM160 202V204H158ZM12 203V202H11ZM14 203V202H13ZM22 203V201L20 202ZM67 203V202H66ZM71 203V202H70ZM149 203V202H148ZM8 204V203H7ZM10 204V203H9ZM29 204V203H28ZM34 204V203H33ZM68 204V203H67ZM66 204V205H67ZM153 204V202H152ZM63 205V206H61ZM77 205V204H76ZM147 205V204H146ZM155 205V204H154ZM162 205V206H161ZM3 206V205H1ZM57 206V207H56ZM156 206V205H155ZM159 206H161L159 208ZM56 207V208H55ZM69 207V205H68ZM71 207V206H70ZM54 208L56 210H54ZM96 208L92 209H89V211H91V213H93V211L95 210ZM150 209V208H149ZM171 209H174V213L173 210L172 212L170 213V210ZM54 210V211H53ZM87 210V209H86ZM84 210V211H86ZM140 211L142 212H146V213H150L146 208H142L139 209ZM155 210V209H154ZM31 211V210H30ZM29 211V214H31ZM88 211V210H87ZM34 212V211H33ZM144 212V213H145ZM135 213V212H134ZM133 213V214H134ZM132 214V213H131ZM163 214V213H162ZM157 215V214H156ZM166 215V214H165ZM66 216V215H65ZM64 216V217H65ZM96 216V215H94ZM93 216V217H94ZM105 216V215H104ZM134 216V215H133ZM145 216V215H144ZM24 217V216H23ZM26 217V216H25ZM29 218V216H27ZM26 217V218H27ZM68 217V216H67ZM66 217V218H67ZM154 217V216H153ZM98 218V216H97ZM101 218V217H100ZM139 218V217H138ZM164 218V219H166ZM24 219V218H23ZM62 219V217H61ZM69 219V218H68ZM163 219V220H164ZM166 219V220H167ZM22 220V219H21ZM30 220V219H29ZM65 220V219H64ZM91 220V219H90ZM101 220V219H100ZM133 220V218H132ZM132 220H131V216L128 218V219H124V221L122 220V225H124L126 228H129L131 227V224L132 223ZM150 220V219H149ZM161 220V219H160ZM167 220V222H168ZM93 221V220H91ZM141 221V219H140ZM11 222V220H10ZM9 222V223H10ZM104 222V221H103ZM156 222V221H155ZM15 223V222H14ZM33 224L37 225L36 223H34L32 221ZM163 223V222H162ZM237 223H239V225L243 228L240 229V231H237L238 229H236L235 226H237ZM21 224V223H20ZM23 224V223H22ZM142 224H143V219H142ZM254 226H252V225ZM68 225V224H66ZM95 225V224H94ZM148 225V224H147ZM167 226V224H165ZM247 225V226H246ZM142 226V225H140ZM161 226V225H160ZM22 227V226H21ZM19 225H7V221H6V217L5 216H2L0 215V264H14L15 263V259L13 258V255L15 256V253H18V261L17 263H21V264H30L32 263L31 261H36V263L39 261V264H51L53 262H55L57 260V255H56V252L57 251H51L47 248V246L43 243H40L41 240L39 238H37V240L39 239V241L35 242V240H31V239H28V238H25L23 239V242L21 243H15L16 241L19 242L17 239L16 241L14 242L13 241V232H20V228H21ZM33 227V225H32ZM38 227V226H37ZM87 227V225H86ZM93 227V226H92ZM102 227V225H101ZM176 227V226H175ZM239 227V226H238ZM248 227V229L246 228ZM39 228V227H38ZM49 228V227H48ZM62 228V227H61ZM96 228V227H95ZM98 228V227H97ZM96 228V229H97ZM100 228V227H99ZM124 228V227H123ZM184 228V227H183ZM187 228V227H186ZM240 228V227H239ZM45 229V227H44ZM47 229V227H46ZM156 229V228H155ZM174 230V229H173ZM177 230V229H176ZM48 231V230H47ZM60 231V230H59ZM71 231V230H70ZM97 231V230H96ZM134 231V230H133ZM143 231V230H142ZM178 231H175V232H178ZM186 233H185V232ZM210 231V230H209ZM252 231V233H253ZM22 232V230H21ZM189 232V231H188ZM153 233V232H152ZM160 233V232H159ZM122 234V233H121ZM127 234V232H126ZM167 234V233H166ZM251 234V233H250ZM249 234V235H250ZM13 235V236H12ZM18 235V233H17ZM20 235V234H19ZM146 235V234H145ZM171 235V234H169ZM178 235V234H177ZM253 235V234H252ZM193 236V235H192ZM207 236V235H206ZM214 236V235H213ZM219 236V237H220ZM258 236V237H257ZM126 237V236H125ZM141 237V236H140ZM153 237V236H152ZM170 237V236H169ZM188 237H189V234H188ZM197 237V238H198ZM210 237V236H209ZM112 238V237H111ZM115 238V237H114ZM139 238V237H137ZM118 239V238H117ZM120 239V238H119ZM124 239V237L122 238ZM130 239V238H128ZM132 239V238H131ZM171 239V238H170ZM174 239V238H173ZM225 239V240H226ZM254 239V240H253ZM15 240V239H14ZM21 240V239H20ZM114 240V239H113ZM160 240V239H159ZM201 240V239H200ZM207 240V238H206ZM215 240V239H214ZM124 241V244L126 246V248L130 249V247H132L131 245H133L134 247V244L130 243L128 240H126V238L123 240ZM133 241V240H132ZM135 241V240H134ZM169 241V240H168ZM179 241V240H178ZM177 239L173 240V245L178 248V246H181L180 245V242H178ZM194 241V240H193ZM161 242V241H160ZM206 242V241H205ZM233 242V243H231ZM117 243V242H116ZM115 243V244H116ZM138 243V242H137ZM141 243V242H140ZM197 243V242H196ZM208 243V242H207ZM21 244V245H20ZM118 244V243H117ZM120 244V243H119ZM144 244V243H143ZM151 244V243H150ZM179 244V245H178ZM187 244V243H186ZM194 244V243H193ZM122 245V244H121ZM146 245V244H145ZM110 246V245H109ZM120 246V245H119ZM124 246V247H125ZM142 246V245H141ZM112 246H110L111 248ZM136 247V246H135ZM134 247V248H135ZM148 247V245H147ZM51 248V247H50ZM116 248V247H115ZM119 248V247H117ZM122 248V247H121ZM138 248V247H137ZM151 248V247H150ZM149 248V249H150ZM172 248V247H171ZM170 248V249H171ZM198 248V247H197ZM219 248V247H218ZM52 250H54V248L52 247L51 248ZM114 249V248H113ZM146 249V248H145ZM239 249V248H238ZM56 250V249H55ZM112 250V249H110ZM115 250V249H114ZM151 250V249H150ZM172 250V249H171ZM171 250H168L167 252H170ZM176 250V249H175ZM199 250V249H198ZM124 251V249H123ZM122 251V252H123ZM147 251V249L145 250ZM174 251V250H173ZM180 251V250H179ZM245 251V250H244ZM135 252V251H134ZM141 252V251H140ZM144 252V250L142 251ZM129 253L126 252V254ZM153 253V252H152ZM161 253V252H160ZM166 253V252H165ZM186 255L188 256L189 254H191L189 251H185ZM111 254V253H110ZM117 254V253H116ZM123 254V253H122ZM146 254V253H145ZM157 254V253H156ZM170 254V253H169ZM168 254V255H169ZM60 256V254H58ZM108 255V254H107ZM144 255V254H143ZM148 255V254H147ZM146 255V256H147ZM167 255V256H168ZM115 256V255H114ZM126 256V255H125ZM149 256V255H148ZM159 256V255H158ZM164 256V255H163ZM170 256V255H169ZM191 256V255H190ZM16 257V258H17ZM142 257V256H141ZM144 257V256H143ZM151 257V256H150ZM157 257V256H156ZM166 257V255H165ZM186 257V256H185ZM140 258V257H139ZM148 258V257H147ZM147 258L145 260H147ZM168 258V257H166ZM174 257V260L175 262L177 261L178 264H187V260L186 258L184 259H180V258H176ZM14 259V260H13ZM111 259V258H110ZM124 259V258H123ZM132 259V258H131ZM129 260V259H124L123 260V263L122 264H133L134 261L132 260ZM134 259V258H133ZM173 259V258H172ZM205 259V258H204ZM152 260V259H151ZM154 260V259H153ZM194 260H197V259H194ZM208 260V259H207ZM156 261V260H155ZM142 261H140L138 264H144V263H141ZM158 262V261H157ZM167 262V261H166ZM199 262H202V261H199ZM198 262V263H199ZM156 263V262H155ZM191 263V262H190ZM203 264L204 261L202 262ZM237 263V264H238ZM16 264V263H15ZM136 264V263H135ZM151 264V263H150ZM168 264V263H167ZM172 264V263H171ZM197 264V263H196ZM228 264V263H227ZM230 264V263H229Z\"/></svg>","mask_w":264,"mask_h":264},{"label":"crops","instance_id":"3","mask_svg":"<svg viewBox=\"0 0 264 264\" xmlns=\"http://www.w3.org/2000/svg\"><path fill=\"white\" fill-rule=\"evenodd\" d=\"M224 145V151H202L201 160L232 178L241 212L259 221L264 230V139L229 137Z\"/></svg>","mask_w":264,"mask_h":264},{"label":"trees","instance_id":"4","mask_svg":"<svg viewBox=\"0 0 264 264\" xmlns=\"http://www.w3.org/2000/svg\"><path fill=\"white\" fill-rule=\"evenodd\" d=\"M216 26L225 27L226 26V20L222 19L220 22L216 24Z\"/></svg>","mask_w":264,"mask_h":264}]
</instances>
